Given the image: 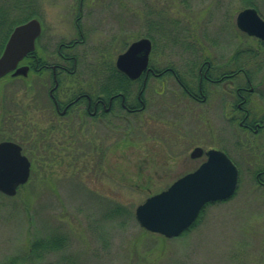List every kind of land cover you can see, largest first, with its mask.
I'll use <instances>...</instances> for the list:
<instances>
[{
  "label": "rangeland",
  "instance_id": "rangeland-1",
  "mask_svg": "<svg viewBox=\"0 0 264 264\" xmlns=\"http://www.w3.org/2000/svg\"><path fill=\"white\" fill-rule=\"evenodd\" d=\"M40 1L47 11L44 17L58 24V34L71 36L67 16L76 13L77 0ZM245 7H255L264 19V0H87L85 15L92 10L90 15L103 19L105 26L84 28L103 43L110 36L121 38H112L92 53L99 57L104 52L114 60L127 43L145 35L146 19L165 18L169 27L164 36L162 27L154 32L151 62L196 73L201 60L222 64L234 52L235 68L243 67L260 91L250 94L255 97L249 102L252 115L263 116L264 64L257 62L263 59L258 43L262 39L240 30L235 22ZM237 48L259 51L247 61ZM185 58L188 65L183 64ZM29 82L33 85V79ZM149 86L156 91L162 85L151 78ZM10 88L11 93L21 89L30 107L12 132L22 142L31 170L13 195L0 192V264H264V187L255 176L264 166V129L243 131L236 121L231 132L219 109L209 113L202 104L186 113L182 124L193 131L184 137L176 121L178 102L168 112L164 94L147 89L148 107L137 121L123 122L121 131L61 125L40 140L45 124L36 105L28 103L36 86H24L19 79L11 80ZM136 126L139 131L133 130ZM7 129L0 128V139L11 133ZM195 144L230 154L238 169L233 194L207 204L178 236L167 238L142 228L135 207L204 159L189 156ZM117 206L127 216L112 213ZM54 235L63 238V245L38 257L28 251L36 237L46 240Z\"/></svg>",
  "mask_w": 264,
  "mask_h": 264
},
{
  "label": "flooded vegetation",
  "instance_id": "flooded-vegetation-1",
  "mask_svg": "<svg viewBox=\"0 0 264 264\" xmlns=\"http://www.w3.org/2000/svg\"><path fill=\"white\" fill-rule=\"evenodd\" d=\"M84 1L87 0H77L76 13L67 16V22L71 26L69 29L72 30V35L67 36L58 34V24L44 17L47 11L42 9L40 0H0V55L16 25L31 18L36 19L39 24L33 48L23 54L12 69L0 74V128L5 125L9 128L7 131L11 130L0 141L8 140L18 144L21 152L28 157L22 142L12 132L19 128L21 119L25 120L30 109L26 106L21 89H14L11 93L10 81L19 79L24 81V86H36L37 92L28 103L36 105L39 112L37 116L45 124L43 127L46 131H43L40 140L51 129H58L61 125L72 130L77 124L78 127L121 131L123 122L128 124L137 121L138 114L148 107L149 99L144 92L150 90L151 78H156L162 85L156 91L155 88L151 90L164 94L167 107H175L173 105L178 102L179 115L184 121L187 112H195L200 105L205 104L206 112L220 110L231 132L236 121L243 131L257 133L264 129V115L254 117L249 107L252 98L250 94H258L260 91L254 89L243 67L235 68L234 52L222 64H214L208 58L201 60L196 73H192L189 68L181 72L170 64L157 67L149 57L154 45V32H160L162 27L164 36L169 21L165 18L157 21L150 18L144 21L145 35L127 43L114 60L104 52L99 57H93L92 53L99 51L112 38L120 42L121 38L110 36L107 40L104 39V43L93 39L91 32L85 30L84 26L94 31L98 30L100 23L104 25L105 21L91 16L93 11L90 9L85 15ZM48 14L52 15V12L49 11ZM52 19L57 21L55 16ZM140 38H146L150 42L147 64L139 76L130 78L116 66L117 56ZM187 60L188 58L183 60L184 65L189 64ZM30 79H33V85L29 82ZM168 84L176 89H167ZM171 97L174 99L170 100ZM262 97L264 98V93ZM167 107L166 110L171 112V108ZM178 123L184 137L193 131L188 130V133L184 124ZM135 128L134 131H139V127ZM248 145L251 143L245 144L246 147ZM225 152L230 155L226 150ZM255 176L264 187V166Z\"/></svg>",
  "mask_w": 264,
  "mask_h": 264
},
{
  "label": "water",
  "instance_id": "water-1",
  "mask_svg": "<svg viewBox=\"0 0 264 264\" xmlns=\"http://www.w3.org/2000/svg\"><path fill=\"white\" fill-rule=\"evenodd\" d=\"M236 26L248 35L264 40V19L255 7L238 11ZM39 31L36 19L16 25L0 55V74L12 69L17 60L33 48ZM150 42L146 38L133 41L117 56L116 66L130 78H136L145 69ZM196 146L191 157L202 153ZM206 158L194 170L175 179L165 189L149 195L134 209L139 226L167 238L179 235L196 219L202 206L210 201L228 198L237 184V168L221 150L210 148ZM29 175V160L20 146L12 141H0V191L12 195L16 187Z\"/></svg>",
  "mask_w": 264,
  "mask_h": 264
},
{
  "label": "trees",
  "instance_id": "trees-1",
  "mask_svg": "<svg viewBox=\"0 0 264 264\" xmlns=\"http://www.w3.org/2000/svg\"><path fill=\"white\" fill-rule=\"evenodd\" d=\"M245 2H246V4L252 5L251 1H245ZM258 43H260L261 44L260 47H262L263 59H262V62L259 60L257 62H258V66H260L261 64L263 66V64H264V41H259ZM239 50H241V48H237L236 52H238ZM248 50H250L252 52V56H251L252 58L255 57L257 55V52L259 51V50H253L252 48L251 49L249 48ZM112 210H113L112 213H115L119 216L124 215L126 213V210H121V208L119 206L114 207ZM110 214H111V212L109 213V215ZM125 216H127V214H125ZM61 244L63 245V238L60 237L59 235H54L50 238H47L46 240H42L40 237H38V238L36 237L33 240V242L30 243V246L28 245V251L32 255L38 257V256H40V254L42 252L47 253L50 249L59 247V246H61ZM30 253H28L26 255V257L29 258ZM9 264H16V262L9 263Z\"/></svg>",
  "mask_w": 264,
  "mask_h": 264
},
{
  "label": "bare ground",
  "instance_id": "bare-ground-1",
  "mask_svg": "<svg viewBox=\"0 0 264 264\" xmlns=\"http://www.w3.org/2000/svg\"><path fill=\"white\" fill-rule=\"evenodd\" d=\"M177 24H179L178 22H176ZM173 26V25H172ZM254 37H257L258 39H260L258 36H255V35H253ZM149 52V51H148ZM238 52H241V55H244V56H248L246 59H247V61H249V60H251L252 59V52L250 51V50H248V49H241V50H239ZM240 55V56H241ZM148 57V56H147ZM237 59V58H236ZM236 59L234 58V62L236 61ZM249 75V77H251V75L250 74H248ZM251 79V78H250ZM167 108H171V110L172 109H175V107L173 108V107H167ZM178 116L179 117H177L176 118V121H178V122H183L184 121V118L182 117L181 118V116L178 114ZM2 194H4V193H2ZM4 195H8V194H4ZM13 195V194H12ZM8 196H10V195H8ZM135 216V215H134ZM195 221V220H194ZM194 223V222H193Z\"/></svg>",
  "mask_w": 264,
  "mask_h": 264
}]
</instances>
